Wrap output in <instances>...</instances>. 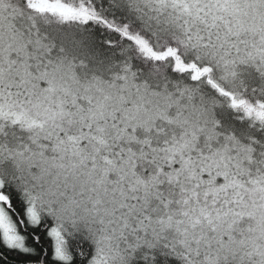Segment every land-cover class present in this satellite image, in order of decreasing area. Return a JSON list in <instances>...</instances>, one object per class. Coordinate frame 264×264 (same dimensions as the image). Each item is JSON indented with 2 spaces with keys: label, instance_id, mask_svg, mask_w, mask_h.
<instances>
[{
  "label": "snow or ice",
  "instance_id": "snow-or-ice-1",
  "mask_svg": "<svg viewBox=\"0 0 264 264\" xmlns=\"http://www.w3.org/2000/svg\"><path fill=\"white\" fill-rule=\"evenodd\" d=\"M0 264H264V0H0Z\"/></svg>",
  "mask_w": 264,
  "mask_h": 264
}]
</instances>
